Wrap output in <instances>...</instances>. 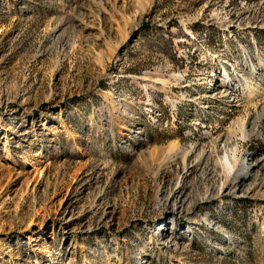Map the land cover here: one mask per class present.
<instances>
[{
	"label": "rangeland",
	"instance_id": "1",
	"mask_svg": "<svg viewBox=\"0 0 264 264\" xmlns=\"http://www.w3.org/2000/svg\"><path fill=\"white\" fill-rule=\"evenodd\" d=\"M0 198V264H264V0H0Z\"/></svg>",
	"mask_w": 264,
	"mask_h": 264
},
{
	"label": "bare ground",
	"instance_id": "2",
	"mask_svg": "<svg viewBox=\"0 0 264 264\" xmlns=\"http://www.w3.org/2000/svg\"><path fill=\"white\" fill-rule=\"evenodd\" d=\"M226 162H227L228 165L230 164L228 157H226ZM31 181H29V184H30ZM42 186H43V180L35 179V180L32 181V185H31L30 189H31V191H32V193H33L35 198H40L41 192L43 191ZM0 200H1V198H0ZM6 200L7 199H5L0 205L4 204L6 202Z\"/></svg>",
	"mask_w": 264,
	"mask_h": 264
}]
</instances>
